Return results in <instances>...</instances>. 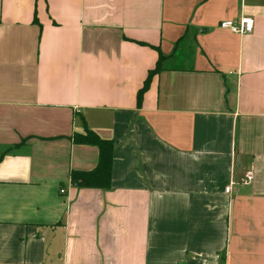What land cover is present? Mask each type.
I'll use <instances>...</instances> for the list:
<instances>
[{
    "label": "crops",
    "instance_id": "obj_1",
    "mask_svg": "<svg viewBox=\"0 0 264 264\" xmlns=\"http://www.w3.org/2000/svg\"><path fill=\"white\" fill-rule=\"evenodd\" d=\"M0 264H264V0H0Z\"/></svg>",
    "mask_w": 264,
    "mask_h": 264
},
{
    "label": "trees",
    "instance_id": "obj_2",
    "mask_svg": "<svg viewBox=\"0 0 264 264\" xmlns=\"http://www.w3.org/2000/svg\"><path fill=\"white\" fill-rule=\"evenodd\" d=\"M162 60L158 62L156 68L150 72L144 87L139 93V101L150 86L152 77L161 70ZM75 143L82 145H93L100 150V161L98 168L89 173L74 172L71 179L74 185L82 188H109L111 182V169L113 162L114 144L110 141L101 140L96 134L87 130L86 136H76Z\"/></svg>",
    "mask_w": 264,
    "mask_h": 264
},
{
    "label": "built area",
    "instance_id": "obj_3",
    "mask_svg": "<svg viewBox=\"0 0 264 264\" xmlns=\"http://www.w3.org/2000/svg\"><path fill=\"white\" fill-rule=\"evenodd\" d=\"M222 30L230 31L233 34L247 35L251 34L254 30V20L249 17H243L240 22L225 21L220 24ZM255 180V174L253 170H245L241 180L231 182L226 193L230 194L234 187H249ZM65 191H61L64 194Z\"/></svg>",
    "mask_w": 264,
    "mask_h": 264
}]
</instances>
